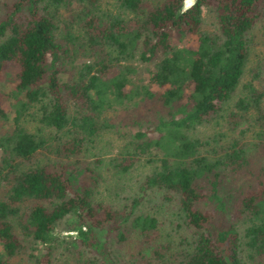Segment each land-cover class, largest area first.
<instances>
[{"label": "trees", "instance_id": "16d2710c", "mask_svg": "<svg viewBox=\"0 0 264 264\" xmlns=\"http://www.w3.org/2000/svg\"><path fill=\"white\" fill-rule=\"evenodd\" d=\"M183 3L116 0L111 13L92 5L79 16L70 0L0 2V101L14 111L0 136V264H264V132L243 141L219 128L195 132L238 84L215 124L264 126L262 90L240 83L264 0H195L187 11ZM202 6L214 10L212 31ZM188 32L192 44H180ZM130 58L148 63L144 82L128 76ZM44 95L39 118L71 126L52 159L21 126L24 107ZM111 97H125L146 124L104 158L90 147L102 126L115 128L102 116ZM8 114L0 105V128ZM139 157L153 164L131 182ZM104 180L114 204L94 193ZM164 213L175 234L160 237ZM130 229L136 237L124 244ZM130 243L136 251L124 249Z\"/></svg>", "mask_w": 264, "mask_h": 264}, {"label": "rangeland", "instance_id": "374dc122", "mask_svg": "<svg viewBox=\"0 0 264 264\" xmlns=\"http://www.w3.org/2000/svg\"><path fill=\"white\" fill-rule=\"evenodd\" d=\"M6 0H0L1 3H4ZM74 6H77V8H74L75 12L78 13V15H81V10L86 9L87 7L97 6L100 9L104 10L108 13L113 12L116 8V4H113L116 2V0H70ZM151 1V0H150ZM184 6H186V0H183ZM60 10L63 11V9L60 7ZM202 12V27L206 28L207 30H213L215 26V13L214 10L208 8V6H202L201 9ZM254 29L253 38L255 40L253 50L255 52V56L251 57L252 63L250 66L247 63L246 67L244 68L242 77L240 79V83L244 81H251L252 84H254L257 87V90L261 89L263 92L262 95V106H264V27L261 26L260 22ZM175 39V37H174ZM193 39V34L188 32L186 37L182 38V41H180V44L185 43L186 45H191L192 42L190 41ZM130 64H133L134 69L128 74V76H131L133 80L137 79V82H144L146 79H142V75H145V68L148 66V63H142L138 61L136 58H130L129 59ZM258 62V63H257ZM110 72H108L109 74ZM240 84H238L237 89L233 92L229 100L224 106V109L226 110L227 105L232 106L233 108V101L236 99V97L240 94ZM40 100L41 102H35L32 105H29L28 107H24L25 110V118L21 120V126H23L27 131L33 132L36 136H40L43 140L42 145L38 148L41 152H43L47 157L55 158L56 156L60 155L59 151H55L53 149V146L56 142H58V146H60L66 139H68V134L66 133V129L71 127L68 125V127L65 125L59 129H55L52 125L47 124L43 118H39V116L42 115V106L40 104H45L46 108H48V95H44ZM5 98L3 99L1 97L0 105L6 108V110L9 111L8 114V120L10 121V124H3L4 127L0 128V136L4 133H7L10 128L13 127V116L14 111L13 108H10V103ZM128 100L125 97H122L121 99L115 100L113 97H111V106L106 111L102 112V116L105 117V115H109L106 117L105 121H109V119L113 122L111 126H115V128H110L109 125L102 126L100 130H98L92 137L94 138L95 145L90 147V150L93 152H96L100 157L106 158L107 156L114 154L124 147V142L131 140L132 133L131 130H135L138 128V124H146L144 120L140 121L138 123L139 118L133 117V111L136 113V116H141L139 110H130L133 106H127L126 103ZM8 105V106H7ZM126 106V107H124ZM123 107V108H122ZM224 109L220 111L216 118L214 120L209 121L206 125H197L195 127V132L199 137H203L211 132L214 128L223 129L226 133L232 132L233 134L238 136V139L243 141L247 138H250L252 136L253 132L260 133L264 132V126L263 124H248L244 132L239 133V129L246 126V123H241L236 126V128L232 129V131L224 126V124H215V122H221L222 117L220 115L224 112ZM235 110H237L235 108ZM249 110H253V108H250ZM71 113H74L73 108L71 107L69 109ZM237 113V111H236ZM135 116V117H136ZM137 120V123H136ZM8 128V129H7ZM143 129V127H141ZM7 131L5 132V130ZM71 129V128H70ZM155 131H149L148 136H156ZM167 152L172 153L173 150H169V148L165 149ZM0 153H1V147H0ZM91 157V156H90ZM97 156H92L91 158H95ZM153 162H148L147 159H143L142 157H139L138 160L135 161L134 169L131 172V177L129 178L131 182L136 181L137 179L140 181L142 172L145 170L146 166L152 165ZM106 182H110L108 180H104L103 182H100L99 185H97L94 189V193L96 194L99 201L110 205V203L114 204L113 200L111 199V194L109 193V186L105 185ZM116 194L123 197L124 192L118 193L116 191ZM124 200V199H123ZM122 200V203L125 202ZM208 204H210L208 202ZM206 206V205H205ZM169 217H167V214L164 213L160 218L158 217V220L160 223H162V227H160L159 233L160 237H165L171 230V234L174 235L175 233L172 231L169 223ZM66 220H61L60 225L58 226V233L60 235H64L68 231L65 230ZM165 227V230H162V228ZM72 232V231H71ZM136 236L134 235L133 231L130 229L126 233V239L124 240V244H127L129 241H133V239ZM137 241H141L137 238ZM130 249L125 248V250H131L136 251L137 247H133L132 243L129 244ZM123 252V251H122ZM172 252V259L176 260L177 256L179 255L174 249L170 251Z\"/></svg>", "mask_w": 264, "mask_h": 264}, {"label": "clouds", "instance_id": "9594fccd", "mask_svg": "<svg viewBox=\"0 0 264 264\" xmlns=\"http://www.w3.org/2000/svg\"><path fill=\"white\" fill-rule=\"evenodd\" d=\"M195 4V0H186V7L182 11H187L188 7H191Z\"/></svg>", "mask_w": 264, "mask_h": 264}]
</instances>
